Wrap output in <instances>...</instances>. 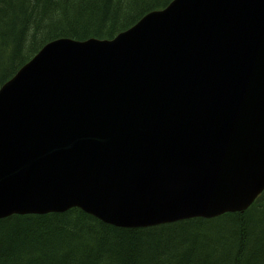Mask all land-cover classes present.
<instances>
[{
	"label": "water",
	"instance_id": "95a60500",
	"mask_svg": "<svg viewBox=\"0 0 264 264\" xmlns=\"http://www.w3.org/2000/svg\"><path fill=\"white\" fill-rule=\"evenodd\" d=\"M264 193V0H173L112 39L48 42L0 88V220L122 228Z\"/></svg>",
	"mask_w": 264,
	"mask_h": 264
},
{
	"label": "trees",
	"instance_id": "16d2710c",
	"mask_svg": "<svg viewBox=\"0 0 264 264\" xmlns=\"http://www.w3.org/2000/svg\"><path fill=\"white\" fill-rule=\"evenodd\" d=\"M173 0H0V88L48 42L112 39ZM0 264H264V193L248 210L146 228L80 208L0 220Z\"/></svg>",
	"mask_w": 264,
	"mask_h": 264
},
{
	"label": "rangeland",
	"instance_id": "374dc122",
	"mask_svg": "<svg viewBox=\"0 0 264 264\" xmlns=\"http://www.w3.org/2000/svg\"><path fill=\"white\" fill-rule=\"evenodd\" d=\"M254 205V204H253ZM248 210V209H247Z\"/></svg>",
	"mask_w": 264,
	"mask_h": 264
}]
</instances>
